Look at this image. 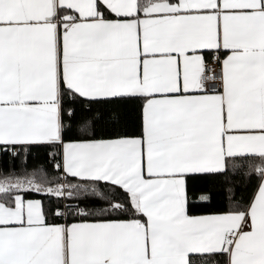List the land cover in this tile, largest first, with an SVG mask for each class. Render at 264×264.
Returning a JSON list of instances; mask_svg holds the SVG:
<instances>
[{"label":"snow or ice","instance_id":"1","mask_svg":"<svg viewBox=\"0 0 264 264\" xmlns=\"http://www.w3.org/2000/svg\"><path fill=\"white\" fill-rule=\"evenodd\" d=\"M0 264H264V0H0Z\"/></svg>","mask_w":264,"mask_h":264},{"label":"trees","instance_id":"2","mask_svg":"<svg viewBox=\"0 0 264 264\" xmlns=\"http://www.w3.org/2000/svg\"><path fill=\"white\" fill-rule=\"evenodd\" d=\"M239 184L241 186V188H243L245 191H251L253 185L255 184V178H253L251 181H247L246 183V177H239L238 178ZM245 183H246V187H245ZM194 194H195V190H194Z\"/></svg>","mask_w":264,"mask_h":264},{"label":"built area","instance_id":"3","mask_svg":"<svg viewBox=\"0 0 264 264\" xmlns=\"http://www.w3.org/2000/svg\"><path fill=\"white\" fill-rule=\"evenodd\" d=\"M213 68H214L216 71H219V66H218V65H214Z\"/></svg>","mask_w":264,"mask_h":264}]
</instances>
